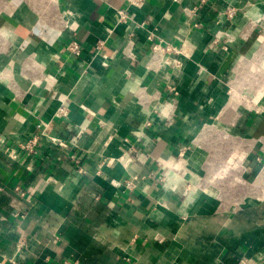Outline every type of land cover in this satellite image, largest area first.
<instances>
[{
	"label": "crops",
	"instance_id": "0c3cea01",
	"mask_svg": "<svg viewBox=\"0 0 264 264\" xmlns=\"http://www.w3.org/2000/svg\"><path fill=\"white\" fill-rule=\"evenodd\" d=\"M195 3L0 0V264H264V0Z\"/></svg>",
	"mask_w": 264,
	"mask_h": 264
},
{
	"label": "built area",
	"instance_id": "2783aa9c",
	"mask_svg": "<svg viewBox=\"0 0 264 264\" xmlns=\"http://www.w3.org/2000/svg\"><path fill=\"white\" fill-rule=\"evenodd\" d=\"M144 0H126L127 7H132V8H140L143 4ZM210 3V0H196V3L188 8H184V13L187 16L188 19H190L193 23L194 27H200L201 23H199L198 20V15L202 9H204L208 4ZM119 18L121 22H126L129 17H128V11L127 9L119 10L118 11ZM234 14V11L229 12V17L232 18ZM148 41L150 42V49L152 53H176V50L170 46L169 44H164L162 40H154L153 36H148ZM68 52H71L73 54H76L79 52V47L76 43L72 42L66 47ZM57 117H67V111L65 108H59L57 110ZM49 140L50 145L53 147H58L63 150H68L67 149V144L60 139L56 138H51L49 137L46 132L43 130L39 133L34 134L32 137L27 139L26 141L20 143L18 145V148L25 152L28 156L33 155L36 153V149L41 145L43 140ZM9 157L15 158L14 156V150H11L9 153ZM64 157L72 161L75 165V170L78 174L80 175H86L87 171L84 165L81 163V159L79 156L75 154H69L68 152L64 153ZM128 189H132L133 185L129 182L127 184ZM16 191H21L20 188H15ZM20 196H23V192L20 193ZM17 216L23 217L21 214H16ZM11 264H14L13 261H11Z\"/></svg>",
	"mask_w": 264,
	"mask_h": 264
}]
</instances>
